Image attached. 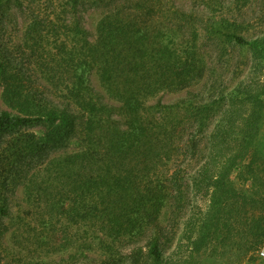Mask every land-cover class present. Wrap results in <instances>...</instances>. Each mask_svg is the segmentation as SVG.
<instances>
[{
    "label": "trees",
    "instance_id": "trees-1",
    "mask_svg": "<svg viewBox=\"0 0 264 264\" xmlns=\"http://www.w3.org/2000/svg\"><path fill=\"white\" fill-rule=\"evenodd\" d=\"M136 1L134 9L105 12L94 42L71 36L68 75H53L64 86L68 108L49 104L45 110V104L29 115L42 94L24 88L0 52V84L9 104H27L26 115L0 111V138L8 136L0 140V241L9 216L1 200L21 186L32 211L68 218V233L60 230L68 234V249L78 245L90 252L97 241L105 254L98 264H200L198 255L229 239L235 264L264 243V219L246 210L256 201L230 180L233 172L245 180L262 171L264 83L256 72L264 69V40L246 38L237 20L208 17L201 27L206 34L253 53L254 77L216 99L188 94L182 103L147 105L163 91L197 84L207 68L196 28L182 24L177 12L166 14L163 0ZM84 66L96 69L120 106L94 97L80 71ZM38 126L42 134L30 131ZM196 196L206 200L205 210L192 203ZM167 206L173 219L186 206L190 214L184 244L164 256L168 232L160 218Z\"/></svg>",
    "mask_w": 264,
    "mask_h": 264
},
{
    "label": "rangeland",
    "instance_id": "rangeland-1",
    "mask_svg": "<svg viewBox=\"0 0 264 264\" xmlns=\"http://www.w3.org/2000/svg\"><path fill=\"white\" fill-rule=\"evenodd\" d=\"M163 2L167 7L166 14L177 12V18L181 19L182 24H187L192 29L196 28L199 55L207 70L197 84L183 91H163L147 100V105H154L157 102L166 105L182 103L183 100L189 99L188 94H197L206 98L207 101L216 99L220 92L227 93L236 84L254 77L252 67L256 60H253L254 55L250 50L235 48L228 40L206 34L201 27L208 17L225 16L230 20H237L242 28L240 32L246 38L264 40V0H247L246 3L242 0L238 3L235 0H163ZM137 3L136 0H5L3 2L0 7L1 56L15 68L24 88H30L31 92H39L46 99L36 98L34 108L31 107L30 111H32L29 115L34 116L37 112L44 110L39 109L38 106L45 104L47 105L42 107L45 110L51 108L49 104L63 109L68 108V100L64 97L66 94L64 86H61L53 75L61 72L64 76L68 75L65 60L71 36L75 37L76 42L83 40L94 42L97 23L105 12L134 9L139 6ZM185 29H181V32ZM68 32L73 33L69 36ZM263 68L264 65L260 69ZM80 71L85 75L95 98L115 107L120 106L117 100L108 96L95 68L84 66L80 68ZM256 74V80L264 83V69ZM51 78H54L55 82H52ZM15 102H17L15 107L9 104L10 100L0 84V111L6 110L26 115V100ZM262 125L259 133L261 144L258 146L261 148V153L257 165L262 171L254 174L248 171V174H244V176L247 174L244 177L245 180H238L233 172L230 180L236 184V189L256 201V205L250 210L246 206L249 215L264 219V207L262 206L264 199V119ZM43 130V126L30 128V131L37 134H42ZM7 138L8 136H2L0 140L3 143ZM256 182H259V185H255ZM1 201L9 212V216L4 219L8 233L0 241L2 264H68L71 262L98 264L104 260L105 254L98 249L97 241L90 252L78 245L68 249V234H61L62 231L68 233V230H63L68 229V218L54 214L50 219L46 212L32 211L21 186L16 190L6 192ZM194 201L192 202L194 205L205 210V199L196 196ZM191 205L190 209L193 210L194 205L192 208ZM171 210L173 208L167 206L160 218L161 225L168 232L163 247L164 256L171 255L179 243L184 244L181 238L183 224L190 214L189 206H186L179 211L178 217L173 219ZM71 229L74 232L76 228ZM184 249L186 248L182 250ZM233 249L234 245L229 239L215 248L210 247L204 254L198 255L199 263L230 264ZM263 249L264 243L257 251L249 253L235 264H264V257L260 255Z\"/></svg>",
    "mask_w": 264,
    "mask_h": 264
},
{
    "label": "built area",
    "instance_id": "built-area-1",
    "mask_svg": "<svg viewBox=\"0 0 264 264\" xmlns=\"http://www.w3.org/2000/svg\"><path fill=\"white\" fill-rule=\"evenodd\" d=\"M260 255L264 257V249L261 250Z\"/></svg>",
    "mask_w": 264,
    "mask_h": 264
}]
</instances>
